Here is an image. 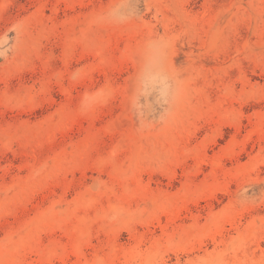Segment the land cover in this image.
<instances>
[{"label": "rangeland", "instance_id": "obj_1", "mask_svg": "<svg viewBox=\"0 0 264 264\" xmlns=\"http://www.w3.org/2000/svg\"><path fill=\"white\" fill-rule=\"evenodd\" d=\"M0 264H264V0H0Z\"/></svg>", "mask_w": 264, "mask_h": 264}]
</instances>
